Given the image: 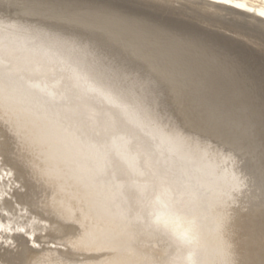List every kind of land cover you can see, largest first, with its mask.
I'll list each match as a JSON object with an SVG mask.
<instances>
[{
    "label": "bare ground",
    "instance_id": "1",
    "mask_svg": "<svg viewBox=\"0 0 264 264\" xmlns=\"http://www.w3.org/2000/svg\"><path fill=\"white\" fill-rule=\"evenodd\" d=\"M262 13L0 0V264H264Z\"/></svg>",
    "mask_w": 264,
    "mask_h": 264
},
{
    "label": "snow or ice",
    "instance_id": "2",
    "mask_svg": "<svg viewBox=\"0 0 264 264\" xmlns=\"http://www.w3.org/2000/svg\"><path fill=\"white\" fill-rule=\"evenodd\" d=\"M240 5H237V7H239ZM262 15H264V13H262ZM114 126V122H106L103 127L104 130L107 131L109 128ZM84 133H82L83 135ZM98 135V134H97ZM5 177L8 178L9 184L12 183L11 177H12V173L8 170H5L3 172H0V181H3L5 179ZM16 187H19V185H16ZM0 199H3V197H0ZM177 207L173 208L170 210L171 215L173 216H182L185 215V209L180 206V201H177ZM26 211V210H25ZM261 214L264 215V203H262L261 205ZM5 215H7V213H5ZM23 215V213H22ZM33 223H35V221H33ZM155 223L158 226H162L164 228L167 227V224L163 221H161V218L159 216H157ZM12 225L11 223H9L7 226H5V224L0 223V232H4V231H12ZM16 232H20V233H25V229L23 227H17L15 228ZM27 234V233H25ZM35 235V233H33V236ZM29 239H32V237H29ZM9 246H15L13 244V242L11 240L7 241ZM104 241L97 237L94 240L90 239L86 236H82L78 241L73 242L72 247L73 248H87V247H93V246H103ZM52 247H56L55 245H52ZM32 249H37V250H41L42 246L40 244H37L35 242L32 243ZM31 255H33L35 258L30 260L28 262V264H52V262L48 259V257L41 255L39 252L37 253H32ZM55 264H62V262L57 261L55 262Z\"/></svg>",
    "mask_w": 264,
    "mask_h": 264
},
{
    "label": "clouds",
    "instance_id": "3",
    "mask_svg": "<svg viewBox=\"0 0 264 264\" xmlns=\"http://www.w3.org/2000/svg\"><path fill=\"white\" fill-rule=\"evenodd\" d=\"M126 250L131 254L132 252V249L130 247V242L128 243L127 247H126ZM188 262V264H195V261L193 259V256L191 254H189L186 258H185ZM159 264H183L182 261H167V260H161L159 261Z\"/></svg>",
    "mask_w": 264,
    "mask_h": 264
}]
</instances>
